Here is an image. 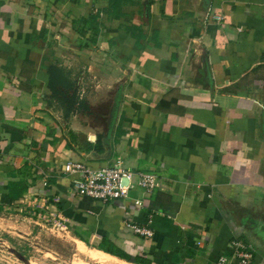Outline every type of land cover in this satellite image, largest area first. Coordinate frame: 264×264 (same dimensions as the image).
I'll return each instance as SVG.
<instances>
[{"label": "crops", "instance_id": "obj_1", "mask_svg": "<svg viewBox=\"0 0 264 264\" xmlns=\"http://www.w3.org/2000/svg\"><path fill=\"white\" fill-rule=\"evenodd\" d=\"M51 67L95 115L66 117ZM118 159L127 199L75 194L68 162ZM25 202L121 264H217L234 240L264 264V0H0V207Z\"/></svg>", "mask_w": 264, "mask_h": 264}, {"label": "rangeland", "instance_id": "obj_2", "mask_svg": "<svg viewBox=\"0 0 264 264\" xmlns=\"http://www.w3.org/2000/svg\"><path fill=\"white\" fill-rule=\"evenodd\" d=\"M64 80L58 85L57 95L52 96L64 112L72 109L95 115L78 81L74 79L73 84L67 75ZM35 210L26 202L10 209L0 207V264H121L115 259L102 262L87 257L91 249L81 250L84 246L77 245L65 228L45 220Z\"/></svg>", "mask_w": 264, "mask_h": 264}, {"label": "built area", "instance_id": "obj_3", "mask_svg": "<svg viewBox=\"0 0 264 264\" xmlns=\"http://www.w3.org/2000/svg\"><path fill=\"white\" fill-rule=\"evenodd\" d=\"M65 172L73 178L72 188L76 195L104 203L127 199L129 192L135 186L130 181L133 173L123 167V162L120 159L99 169H93L84 163L68 162ZM138 177V186L147 191V193H153L163 188L164 184L157 175L138 173ZM125 181L129 183L127 184ZM151 218L146 227L135 224H130L129 227L140 237L152 238L153 231L149 227L152 223ZM231 249L232 257H221L217 264H232L233 260H236L238 264H252L255 247L251 243L234 240L231 243Z\"/></svg>", "mask_w": 264, "mask_h": 264}, {"label": "trees", "instance_id": "obj_4", "mask_svg": "<svg viewBox=\"0 0 264 264\" xmlns=\"http://www.w3.org/2000/svg\"><path fill=\"white\" fill-rule=\"evenodd\" d=\"M49 74L51 76V81H50V89L53 95H57L58 91V85L61 82H64V73L62 70L58 69L57 67H51L49 70ZM73 112L72 109H70L68 112H66V117L68 118L70 114ZM136 263V262H135ZM140 264V263H137Z\"/></svg>", "mask_w": 264, "mask_h": 264}, {"label": "bare ground", "instance_id": "obj_5", "mask_svg": "<svg viewBox=\"0 0 264 264\" xmlns=\"http://www.w3.org/2000/svg\"><path fill=\"white\" fill-rule=\"evenodd\" d=\"M81 250L87 251V249L84 248V247H82ZM88 253H90V254L89 255H86V256L89 257V258H91V259H93V260H98V261H102V262L106 261L107 256H104L103 254L98 253L95 250H92V251H90Z\"/></svg>", "mask_w": 264, "mask_h": 264}]
</instances>
